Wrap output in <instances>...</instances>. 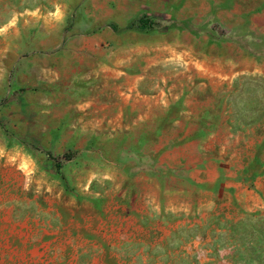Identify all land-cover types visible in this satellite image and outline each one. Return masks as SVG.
<instances>
[{"label": "rangeland", "instance_id": "1", "mask_svg": "<svg viewBox=\"0 0 264 264\" xmlns=\"http://www.w3.org/2000/svg\"><path fill=\"white\" fill-rule=\"evenodd\" d=\"M129 1L144 0H0V264H264V72L229 75L241 51L264 62V2L195 0L194 23L141 10L130 22L97 20ZM139 18L151 27L128 29ZM174 31L196 53L180 48L173 68L213 71L227 57V77L211 76L205 91L197 73L193 94L180 93L190 78L178 92L164 83V103L179 95L180 111L189 100L188 124L82 126L70 142L50 131L42 55L52 37ZM201 55L207 65L191 62ZM121 91L136 105L152 95Z\"/></svg>", "mask_w": 264, "mask_h": 264}, {"label": "crops", "instance_id": "2", "mask_svg": "<svg viewBox=\"0 0 264 264\" xmlns=\"http://www.w3.org/2000/svg\"><path fill=\"white\" fill-rule=\"evenodd\" d=\"M195 2L185 0L181 6L182 0H144L138 7L137 2L129 1L126 10L122 7L113 11L106 10L105 15L102 13L97 16V20L130 22L141 10L145 13L165 14L167 18L175 17L181 22L194 23ZM110 42H114L115 46H121L124 51H109ZM44 45L50 50L42 55L43 61H49V64L43 65V70L49 72L50 94L46 97L48 104L43 106V119L44 123L50 126L51 132L59 131V141L62 142L82 141V133L85 131V127L83 130L82 126L140 125L142 132L146 131L149 125L188 124L194 115L193 110L190 111L188 108L189 100L183 103L180 111L172 106L179 100V95L175 97V102L164 103L163 93L166 90L164 83L170 82V88L178 92L180 76L182 79L185 77V81L190 78V89L183 88L180 93L184 94L186 91L193 94L196 73L204 80L200 91L209 88L211 76L221 79L226 78L228 74L226 56L216 60L215 67H211L213 71L209 68L197 71L195 69L180 71L177 67L173 68L172 62H178L180 48L181 53L187 51L191 54L196 53L195 46L186 45L183 39L180 40L177 31L170 37H140L126 42L111 37L110 32H104L102 36L96 38L74 37L66 42L54 36ZM241 53L231 57L229 75L264 72L263 61L244 58ZM37 55H33L34 59ZM201 56V59L194 57L191 62L197 58L203 66L207 65L209 57ZM120 62L123 69L110 68ZM169 63V69L163 70L162 67L168 66ZM132 68L137 69L138 73L132 74L129 70ZM93 86L96 91H86L93 90ZM57 87L60 88L59 92H56ZM121 90L152 95L142 96L140 103L136 105L128 103L129 99L120 96ZM193 100L194 97L190 100L191 103ZM164 138L173 140L176 137L171 132H165L161 139Z\"/></svg>", "mask_w": 264, "mask_h": 264}, {"label": "trees", "instance_id": "3", "mask_svg": "<svg viewBox=\"0 0 264 264\" xmlns=\"http://www.w3.org/2000/svg\"><path fill=\"white\" fill-rule=\"evenodd\" d=\"M138 23L139 24L132 23V25L129 26L128 29H134V28L141 29V28L151 27L150 22H148L147 19H144V18H139Z\"/></svg>", "mask_w": 264, "mask_h": 264}]
</instances>
